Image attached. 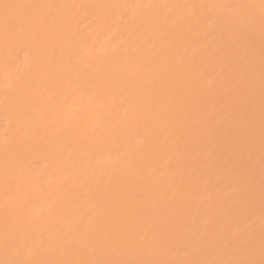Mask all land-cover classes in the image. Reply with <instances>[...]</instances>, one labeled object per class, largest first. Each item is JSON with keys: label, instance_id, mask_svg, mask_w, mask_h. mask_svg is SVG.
Segmentation results:
<instances>
[{"label": "bare ground", "instance_id": "obj_1", "mask_svg": "<svg viewBox=\"0 0 264 264\" xmlns=\"http://www.w3.org/2000/svg\"><path fill=\"white\" fill-rule=\"evenodd\" d=\"M0 264H264V0H0Z\"/></svg>", "mask_w": 264, "mask_h": 264}]
</instances>
